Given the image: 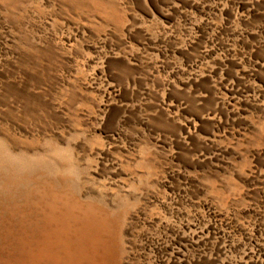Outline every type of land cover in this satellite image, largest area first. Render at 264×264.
Returning <instances> with one entry per match:
<instances>
[{"label":"rangeland","instance_id":"1","mask_svg":"<svg viewBox=\"0 0 264 264\" xmlns=\"http://www.w3.org/2000/svg\"><path fill=\"white\" fill-rule=\"evenodd\" d=\"M0 264H264V0H0Z\"/></svg>","mask_w":264,"mask_h":264}]
</instances>
